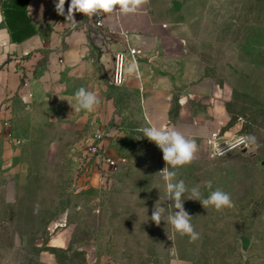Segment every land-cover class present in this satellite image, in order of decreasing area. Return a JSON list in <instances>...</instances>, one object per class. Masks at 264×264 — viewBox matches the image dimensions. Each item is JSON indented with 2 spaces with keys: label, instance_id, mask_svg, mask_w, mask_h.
Wrapping results in <instances>:
<instances>
[{
  "label": "rangeland",
  "instance_id": "1",
  "mask_svg": "<svg viewBox=\"0 0 264 264\" xmlns=\"http://www.w3.org/2000/svg\"><path fill=\"white\" fill-rule=\"evenodd\" d=\"M145 9L164 37L182 41L184 57L202 66L229 126L239 125V135L248 140V148L220 159L202 149L191 164L176 169L175 180L189 189L184 208L199 238L193 242L150 219L155 206L165 208V220L175 208L158 173L166 164L143 132L126 134L125 127L113 143L104 130L99 140L92 136L76 146L40 120L20 126L28 142L10 130L21 140L19 147L4 141L0 128V150L24 146L34 154L28 188L0 171L3 264H44L41 251L65 226L71 232L68 249L49 250L56 264H264V0H149ZM172 50L178 53L174 44ZM92 147L117 170L104 173ZM208 181L212 190L229 193L235 206L216 211L187 200L193 187L207 197ZM240 238L251 241L245 254Z\"/></svg>",
  "mask_w": 264,
  "mask_h": 264
},
{
  "label": "crops",
  "instance_id": "2",
  "mask_svg": "<svg viewBox=\"0 0 264 264\" xmlns=\"http://www.w3.org/2000/svg\"><path fill=\"white\" fill-rule=\"evenodd\" d=\"M69 3L66 0L65 14ZM118 16L117 21L113 14L106 15L105 29L121 26L132 35L139 51V78L127 74L123 86L113 87V55L123 50L120 39L107 40L105 29L96 30L82 13L74 15L77 23L66 24L65 16L55 10V0H0V128L8 121L14 135L28 142L20 126L44 120L78 146L104 130L117 143L125 127L126 134L150 125L175 127L195 141L196 152L208 147L212 133L220 134V142L239 135V125L229 126L224 104L202 66L184 57L182 41L164 37L145 5ZM81 87L97 92L101 102L94 112L76 113L59 98L71 97ZM23 147L0 150V171L28 188L34 154ZM17 189L13 182L12 190ZM7 237L19 239L18 234ZM70 238L67 226L54 231L40 253L42 262L56 264L49 250H67Z\"/></svg>",
  "mask_w": 264,
  "mask_h": 264
},
{
  "label": "clouds",
  "instance_id": "3",
  "mask_svg": "<svg viewBox=\"0 0 264 264\" xmlns=\"http://www.w3.org/2000/svg\"><path fill=\"white\" fill-rule=\"evenodd\" d=\"M149 0H70L65 14L66 0H55V10L58 15L65 16L66 24L77 23L74 19L76 13H82L86 17L92 19L93 16H102L114 12L124 14L135 13L138 9L147 4ZM126 73L138 74L137 65L132 62L126 68ZM61 100H66L74 109V112L79 113L84 111L91 113L96 110L100 104V99L95 90L81 87L71 97H61ZM143 136L161 150L162 158L166 166L158 173L161 174L165 181L166 200L172 201V207L175 211L169 213L166 220L164 218L165 208L154 207L150 219L159 226L161 221L170 224L172 229L181 236L187 235L191 241H196L199 234L195 231L192 221V216L184 208V194L189 192V189L183 180H175L177 175L176 169L189 165L195 158L197 145L194 140L186 137L181 131L175 127H165L150 125L142 129ZM254 140V138H249ZM218 154H225L224 150L218 149ZM206 188L209 189L207 197H203L199 187H193L187 200L199 201L202 206L207 209L213 207L216 211H223L234 207V203L229 193L221 190H212V183L208 181Z\"/></svg>",
  "mask_w": 264,
  "mask_h": 264
},
{
  "label": "built area",
  "instance_id": "4",
  "mask_svg": "<svg viewBox=\"0 0 264 264\" xmlns=\"http://www.w3.org/2000/svg\"><path fill=\"white\" fill-rule=\"evenodd\" d=\"M119 13L120 12H114L111 13L115 16L116 20H119ZM108 14H104L102 16H93L92 19L88 18L92 24L93 27L96 30H103L105 29L104 25V19L105 16ZM75 26V25H74ZM73 26V27H74ZM104 35L107 40L112 41L113 39H120L123 44V50L120 52H117L113 55V65H112V74L110 79V85L113 87H121L123 86L125 80H126V68L128 65L132 62H135L138 69V55L139 51L137 48H134L132 45V35L125 31L121 26L117 29H105ZM136 78H139V71L138 74H135ZM1 131L4 132L3 138L4 140L11 146L19 147L21 146L22 142L21 140L17 139L11 132H10V124L8 121H3L1 124ZM94 139H100L101 135L99 132L95 133L93 135ZM220 134L219 133H212L208 139L207 146L209 150L211 151L213 158H223L227 156L228 154L236 151H241L246 148H248V140L242 135H237L231 140L227 142H220ZM218 149L224 150L225 154L221 155L218 154ZM91 153L93 156H96V162L98 164H101V169L104 171V173H107V169H114L117 170L116 163L110 159L103 156H99V151L97 148L92 147L90 148Z\"/></svg>",
  "mask_w": 264,
  "mask_h": 264
},
{
  "label": "water",
  "instance_id": "5",
  "mask_svg": "<svg viewBox=\"0 0 264 264\" xmlns=\"http://www.w3.org/2000/svg\"><path fill=\"white\" fill-rule=\"evenodd\" d=\"M240 244H241V251L245 254L247 253L249 247H250V244H251V241L250 239L248 238H240Z\"/></svg>",
  "mask_w": 264,
  "mask_h": 264
}]
</instances>
